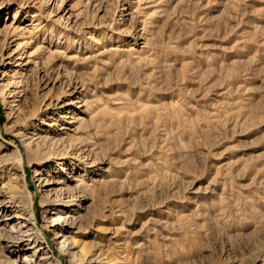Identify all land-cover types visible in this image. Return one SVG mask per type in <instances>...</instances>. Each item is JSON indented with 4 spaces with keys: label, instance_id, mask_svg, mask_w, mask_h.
Instances as JSON below:
<instances>
[{
    "label": "rangeland",
    "instance_id": "rangeland-1",
    "mask_svg": "<svg viewBox=\"0 0 264 264\" xmlns=\"http://www.w3.org/2000/svg\"><path fill=\"white\" fill-rule=\"evenodd\" d=\"M30 114L28 135L85 144L22 164L41 224L46 198L75 210L72 251L91 252L62 264H264V0H0L5 151ZM11 214L0 264L33 253L3 248Z\"/></svg>",
    "mask_w": 264,
    "mask_h": 264
},
{
    "label": "bare ground",
    "instance_id": "bare-ground-1",
    "mask_svg": "<svg viewBox=\"0 0 264 264\" xmlns=\"http://www.w3.org/2000/svg\"><path fill=\"white\" fill-rule=\"evenodd\" d=\"M19 83H22V86H17ZM14 85L16 87L11 92L14 93L15 97L17 94L23 93V97L26 98L28 77L20 81L18 80ZM18 87L19 89H16ZM14 101L15 100L12 102ZM64 118H71V116L65 114ZM83 124L81 119L77 120V126L72 131L75 134L79 133L83 129ZM29 126H31V114L29 116V121L27 118H23L17 122L15 126V136H19L22 139V148L18 147L11 152L5 151L0 140V212L6 213L9 209H13V214H11L12 218H6L5 221L10 220L11 223L8 230L15 233L17 237L11 245L6 242L3 248L7 250L10 248L24 249L23 246H25V244L31 245L30 247L33 249L31 257L25 256L20 261H14L16 264H62L63 254L72 256V263H86L88 262L86 255L91 252L89 248L86 247L87 244L80 241V243H83L80 253L77 254L72 251V240L70 241L72 237H70V234L73 233L76 223L75 217L72 216L71 213L75 210L69 209L71 206H66L68 202L64 200L54 201L46 198L42 201L45 208L44 212H49L55 206L56 213L44 221V224H41L35 209L34 197L31 195V191L28 189L27 182L23 176L24 168L22 167L25 159L30 161L32 158H39L41 155L44 156L45 154L48 155L52 151L67 152L73 150L77 151L79 155L84 152L83 148L85 144L80 142L81 139H79V137L75 138V135L72 136L66 132L60 134L56 132L42 133L39 131L33 133V131L28 135L25 133V130ZM1 134L0 131V136ZM67 164L69 165V163H63V161L58 162L56 168L63 170ZM41 173L40 169L36 170L34 173V176L37 177L39 182L42 179L40 176ZM42 181V186L46 187L45 191L47 192H62L69 187H62L60 184H56L59 182L54 180L42 179ZM74 202L75 204L72 205V207L78 206L76 201ZM65 208L68 210L64 211ZM0 229H5V227L0 226ZM47 229L52 230L54 238H56V240L58 239L55 243V249L53 247V242L47 239ZM74 242H76V240H74ZM36 253L38 256L34 257ZM98 254L101 255V251H99ZM91 255L97 258V253H91Z\"/></svg>",
    "mask_w": 264,
    "mask_h": 264
}]
</instances>
